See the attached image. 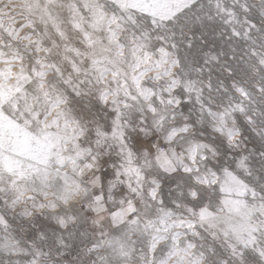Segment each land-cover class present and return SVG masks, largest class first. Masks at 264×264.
<instances>
[{
	"label": "snow or ice",
	"instance_id": "obj_1",
	"mask_svg": "<svg viewBox=\"0 0 264 264\" xmlns=\"http://www.w3.org/2000/svg\"><path fill=\"white\" fill-rule=\"evenodd\" d=\"M0 264H264V0H0Z\"/></svg>",
	"mask_w": 264,
	"mask_h": 264
}]
</instances>
